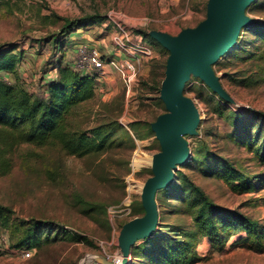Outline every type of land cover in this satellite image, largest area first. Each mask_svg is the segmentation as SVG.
Segmentation results:
<instances>
[{
	"label": "rangeland",
	"instance_id": "1",
	"mask_svg": "<svg viewBox=\"0 0 264 264\" xmlns=\"http://www.w3.org/2000/svg\"><path fill=\"white\" fill-rule=\"evenodd\" d=\"M253 1L243 10L248 20L239 28L232 45L208 63L222 92L214 90L193 69L185 74L182 95L192 100L198 112L195 126L179 135L186 143L187 155L170 166L169 182L155 190V222L128 241L129 259L124 264H154L148 258L134 256V247L154 231L174 234L170 225L192 233L188 239L194 243L198 258L191 264H264V237L256 249L243 238L244 232H239L230 236L221 249H214L207 236L196 232L191 208L177 198V192L172 194L168 189L174 181L185 183L188 189L198 186L215 204L256 219L264 231V161L253 146L250 148L233 134V112L252 108L264 113L260 36L244 30L255 21H264V0H255L249 10ZM8 2L11 10L0 11V45L16 44L25 54L19 63L23 69L20 75H4L33 95L43 94L44 80L56 73L51 64L52 45L39 40L57 33L65 18L95 13L103 17L64 38L69 42L57 50V55L65 61L75 58L81 44L97 47L105 59H123L128 54L117 51L115 36L123 41L127 36L151 49L130 75L106 65L103 75L95 80L94 96L68 115L72 128L115 127L111 146L84 156L68 154L54 144L19 143L2 151L7 161L0 166V204L8 209V226H0V264H115L126 251L125 230L147 214L144 189L155 175V158L166 151L157 123L162 115L171 113L161 97L172 52L169 43L204 22L212 0ZM242 36V46L228 54ZM112 51L120 56H111ZM156 82L159 91L153 88ZM243 116L251 120L250 131L254 133L262 119ZM198 149L197 157L206 154L208 158L194 160ZM220 160L229 161L255 180V189L240 192L225 183L217 171ZM30 219L62 225L76 235L52 231L50 235L58 234L56 238H42L38 246L31 248L30 256L24 257L13 244L29 223L24 221ZM16 226L19 228L14 230Z\"/></svg>",
	"mask_w": 264,
	"mask_h": 264
},
{
	"label": "trees",
	"instance_id": "2",
	"mask_svg": "<svg viewBox=\"0 0 264 264\" xmlns=\"http://www.w3.org/2000/svg\"><path fill=\"white\" fill-rule=\"evenodd\" d=\"M256 1L254 0L249 6V10L253 9L252 6ZM3 9L11 10L8 0H0V11ZM102 18L97 13L65 18L57 33L49 34L39 40L40 43L52 45L51 64H53L52 69H56L55 74L44 80V90L41 95H33L15 80V82L9 81L5 77L4 74H10L13 78L20 75L19 63L24 59L25 52L16 44L0 45V166L7 161L2 151L14 144L29 143L37 146L54 144L68 154L84 156L111 146L115 141L113 138L115 127L112 125L109 127L97 125L89 129L69 126L68 115L73 113L81 103L94 96L96 74L77 71L72 66L73 60L68 62L57 55V50L67 46L69 41L66 43L64 38L66 39L71 32L87 27ZM244 30L260 36L261 43L258 46H261L260 54H264V21H255L245 26ZM60 36H63V39L60 40ZM243 42L242 36L228 54L237 51ZM153 88L159 91V82H156ZM188 89L191 90L192 87ZM205 90L209 89L205 87ZM210 93L213 94L212 91ZM241 114L262 119L256 125L254 133L250 131L251 120ZM233 118V134L245 145L250 148L253 146L252 150L264 161V113L247 108L233 112ZM198 154L199 149L194 158L196 161L208 158L206 154H200L201 157H197ZM216 164L221 178L234 190L250 192L255 189V180L239 171L229 161L220 160ZM189 188L185 183L175 181L168 187L172 194L177 192V198L184 200L191 208L196 232L207 236L212 248L221 249L230 236L239 232H244L243 238L250 246L256 249L261 247L264 231L256 219L236 209L223 208L215 204L198 186L191 185ZM7 212L8 209L0 204V226H8ZM24 222L29 223L23 227L22 236L13 244L19 249L34 248L40 244L42 238H56L58 234L50 235L56 230L69 236L76 235L55 223L37 219ZM17 228L19 227L16 226L14 230ZM170 229L174 234L160 230L147 235L141 243L135 245L134 256L148 258L154 264L195 262L198 255L194 249V243L188 239L192 233L184 231L179 225H170ZM177 232L181 234L179 237Z\"/></svg>",
	"mask_w": 264,
	"mask_h": 264
},
{
	"label": "water",
	"instance_id": "3",
	"mask_svg": "<svg viewBox=\"0 0 264 264\" xmlns=\"http://www.w3.org/2000/svg\"><path fill=\"white\" fill-rule=\"evenodd\" d=\"M250 1L212 0L208 18L169 43L172 52L161 85V97L171 113L162 115L157 123L166 151L155 158V175L147 181L151 190L148 194L145 187L143 194L147 214L142 221L133 225L134 230L145 232L153 224L156 213L153 194L157 188L169 182L170 166L187 155L186 143L179 135L191 130L198 118L195 117L192 100L182 95L186 72L195 70L214 90L222 92L212 82L214 75L208 63L232 45L239 28L248 20L243 10Z\"/></svg>",
	"mask_w": 264,
	"mask_h": 264
},
{
	"label": "built area",
	"instance_id": "4",
	"mask_svg": "<svg viewBox=\"0 0 264 264\" xmlns=\"http://www.w3.org/2000/svg\"><path fill=\"white\" fill-rule=\"evenodd\" d=\"M115 45L117 51L127 52V56L123 59H105L102 52L95 46L81 44L77 47L75 58L73 59V68L83 73L94 72L96 79L100 78L105 72L106 65H114L119 70L127 72L129 75L136 70L137 62L142 57L151 54V49L144 44L135 42L126 36L125 41L120 36H115ZM30 248L21 249L24 257L30 256ZM129 259L128 251H124L122 257H117L115 264H124ZM104 264H109L107 261Z\"/></svg>",
	"mask_w": 264,
	"mask_h": 264
},
{
	"label": "bare ground",
	"instance_id": "5",
	"mask_svg": "<svg viewBox=\"0 0 264 264\" xmlns=\"http://www.w3.org/2000/svg\"><path fill=\"white\" fill-rule=\"evenodd\" d=\"M212 79H213V81H212L213 84L219 88L220 86H219L218 82L216 81L215 77H212ZM194 110H195V117L198 118V112H197L196 108ZM145 187L147 188L146 190H147V193L149 194L150 190H151V186H150V188H149L148 185H146ZM146 198L149 201V196L148 195H147ZM142 233H144L143 230H137L136 231V230H134V227L132 225L127 227V229L125 230L124 235H123V239H124V243H125L124 249L126 250L128 241H130L132 239V237H134L137 234H142Z\"/></svg>",
	"mask_w": 264,
	"mask_h": 264
},
{
	"label": "crops",
	"instance_id": "6",
	"mask_svg": "<svg viewBox=\"0 0 264 264\" xmlns=\"http://www.w3.org/2000/svg\"><path fill=\"white\" fill-rule=\"evenodd\" d=\"M112 55H113V56H116V55H117V57L120 56L119 52H117V51H112V52H111V56H112ZM19 70H20V72L23 71V69H22L21 66H19Z\"/></svg>",
	"mask_w": 264,
	"mask_h": 264
}]
</instances>
